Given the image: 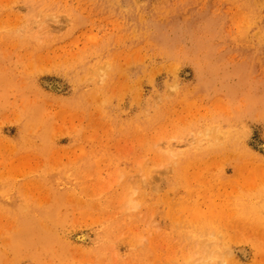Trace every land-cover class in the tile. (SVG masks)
I'll list each match as a JSON object with an SVG mask.
<instances>
[{"label":"rangeland","instance_id":"374dc122","mask_svg":"<svg viewBox=\"0 0 264 264\" xmlns=\"http://www.w3.org/2000/svg\"><path fill=\"white\" fill-rule=\"evenodd\" d=\"M261 145L264 0H0V264H264Z\"/></svg>","mask_w":264,"mask_h":264},{"label":"bare ground","instance_id":"6f19581e","mask_svg":"<svg viewBox=\"0 0 264 264\" xmlns=\"http://www.w3.org/2000/svg\"><path fill=\"white\" fill-rule=\"evenodd\" d=\"M136 6V5H135ZM129 13H130V11H129ZM135 17V16H134ZM144 21H145V19H144ZM139 25V24H138ZM143 25V24H142ZM57 84V83H56ZM56 84H54L55 85V87H57L56 86ZM51 85V84H50ZM48 86V85H47ZM51 87V86H50ZM52 87H54V86H52ZM56 90V89H55ZM206 139V138H205ZM204 139V140H205ZM226 139V138H225ZM216 140V139H215ZM192 143V142H191ZM200 143H202V142H200ZM259 143V142H258ZM215 144V143H214ZM262 144V143H261ZM199 145H201V144H199ZM189 146V145H188ZM257 146V145H256ZM200 147V146H199ZM211 147V146H210ZM209 147V148H210ZM212 148V147H211ZM214 148V147H213ZM257 150V149H256ZM259 150H261V151H263L264 152V145H261V146H259ZM247 151H249V150H246V153H248ZM250 152V151H249ZM171 154H172V156L171 157H175V156H177V157H179L180 155H182L183 154V152L182 151H176V150H174V151H171L170 152ZM252 154V153H251ZM252 156H254V157H257V158H260V157H258L257 155H253L252 154ZM177 157H175V158H177ZM199 162V161H198ZM196 163V162H195ZM204 164V163H203ZM261 166V165H260ZM159 167V166H158ZM257 167V166H256ZM242 168V167H241ZM259 168H262V166L261 167H259ZM243 170V169H242ZM155 172V171H154ZM157 172V171H156ZM160 172V171H159ZM161 172H163V170L161 171ZM240 174H242L241 173V169H240ZM244 174V173H243ZM144 175V174H143ZM244 176V175H243ZM147 177H149L148 179H143V181H142V183L145 185L146 184V186L148 185L147 183L149 182V180H151L152 178V176L150 177V173H148L147 174ZM238 178H239V176H238ZM245 178V177H244ZM132 180H133V184H134V187L133 188H135L136 186L138 187V181H136V178H132ZM183 181H184V179H182ZM233 180V179H232ZM239 180V179H238ZM237 180V181H238ZM240 180H241V178H240ZM242 181V180H241ZM244 181V180H243ZM242 181V182H243ZM132 182V181H131ZM118 183V182H117ZM239 183H240V181H239ZM238 183V184H239ZM132 184V185H133ZM239 185H243V184H239ZM139 191H140V189H139V187H138V193H139ZM145 191V190H144ZM142 192V191H141ZM160 192V191H159ZM176 192V191H175ZM191 193V192H190ZM135 194H136V191H135ZM134 194V195H135ZM139 195H141L140 193H139ZM138 195V196H139ZM124 196V195H123ZM137 196V194H136V198L138 197ZM144 196V195H143ZM147 196V195H146ZM126 197H128V196H126ZM192 197V196H191ZM135 198V197H134ZM142 199H145V197H143ZM125 200V199H124ZM188 200V199H187ZM171 201H172V199H171ZM139 201L137 200V202H136V200H132V199H130V201H129V203L131 204V209L132 210H134V211H137L136 209L139 207V203H138ZM165 203L167 202V201H164ZM191 202V201H190ZM160 203H162L161 202V200H160ZM164 203V204H165ZM191 204V203H190ZM189 203H188V205H190ZM142 205V204H141ZM140 205V206H141ZM144 205V204H143ZM129 206V205H128ZM174 206H176V203L174 204ZM186 206V205H185ZM184 206V207H185ZM130 209V208H129ZM178 209H180V208H178ZM189 209V208H188ZM184 210V209H183ZM34 215V216H33ZM36 214L35 213H32V212H30V213H26L24 216H23V224H24V226L26 227V229L27 230H30V235H31V237L32 236H34L37 232L38 233H40V230L37 228V225H39L38 223H37V218H36V216H35ZM40 220V222H41V224H43V219H39ZM85 231H83V233L82 232H79L80 234H78V235H76L75 236V239H76V241H78V242H85V243H87V242H89V241H87L88 239H89V235L88 234H85L84 233ZM87 232V231H86ZM88 233V232H87ZM206 235V234H205ZM44 237H45V235H44ZM74 237V236H73ZM199 237V236H198ZM233 237H234V234H233ZM91 238V237H90ZM205 238H206V236H205ZM204 238V239H205ZM235 238V237H234ZM192 239V238H191ZM197 239V238H196ZM37 240V239H36ZM90 240V239H89ZM200 240V238L198 239V241ZM208 240H210V239H208ZM207 240V241H208ZM197 241V240H196ZM217 241V240H216ZM34 242H35V240H34ZM205 242V241H204ZM203 242V243H204ZM84 243V244H85ZM205 244V243H204ZM198 251V250H197ZM242 252V251H241ZM247 254V253H246ZM201 255H202V253H201ZM243 256V255H242ZM245 257V256H244ZM246 258H247V256H246ZM223 261V260H222ZM219 263H222V262H219Z\"/></svg>","mask_w":264,"mask_h":264}]
</instances>
